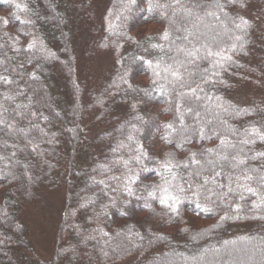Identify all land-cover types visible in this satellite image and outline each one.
Instances as JSON below:
<instances>
[{
	"label": "trees",
	"instance_id": "16d2710c",
	"mask_svg": "<svg viewBox=\"0 0 264 264\" xmlns=\"http://www.w3.org/2000/svg\"><path fill=\"white\" fill-rule=\"evenodd\" d=\"M166 177L205 185L157 223ZM229 263L264 264V0H0V264Z\"/></svg>",
	"mask_w": 264,
	"mask_h": 264
},
{
	"label": "rangeland",
	"instance_id": "374dc122",
	"mask_svg": "<svg viewBox=\"0 0 264 264\" xmlns=\"http://www.w3.org/2000/svg\"><path fill=\"white\" fill-rule=\"evenodd\" d=\"M182 13L181 10H176L175 14L180 15ZM199 17H194L192 18V20H190V25L191 23H194L195 20H199ZM208 22L210 23H216L217 21H222L220 18L217 17V15L213 12V16H210L209 18L206 19ZM151 27H156V25H151ZM204 28V29H203ZM196 29L198 31H203L205 34L208 35L209 39H212L216 34L220 33L219 30H214L215 28H213V30L210 29H206L205 27L202 26H196ZM195 29V30H196ZM106 56L108 57V53H104L101 55V57H103V59H106ZM104 67V63H101V67L100 69ZM238 92H240V94H238L239 96H243V91H241L240 89L238 90ZM215 120H219L220 115H213ZM212 117V118H213ZM173 149L174 146L170 145V146H166L163 145L161 146V152L160 154L164 155V158H162V160L164 162H171L172 161V154H173ZM178 151V150H176ZM179 152V151H178ZM136 167V166H135ZM129 167H125L124 170H122L121 172L118 173V175H116L115 177H117L116 183L114 185L113 188V194H117L118 191L119 192H123V194L127 197V190L130 188L128 186H130V180L128 179V175H127V169ZM149 183H141L139 189L137 190V196L143 200H146L145 203H150L152 201H155L157 203V205H161V207H159L160 211H158L157 214V218H155V221L157 223H160L161 221H163L164 219V214H165V208H170V209H174V207L176 206L177 202L182 198V196L185 195V193L189 190H195L197 192H199L202 187L205 185V183H203L202 185H198L196 182H191V181H182V180H175V178L173 179H164L163 181L157 182L156 187H153L149 190V192H145L146 187L148 186ZM121 185V186H120ZM143 186V187H142ZM119 187L123 188L120 189ZM54 192V191H53ZM49 195L52 198H49V202L54 205V207H49L50 211L54 212L56 211V209L58 208V205L61 202V198L62 196L56 195V193H49ZM124 195H122L120 193V195L122 198L125 197ZM153 196H155V199H153ZM125 197V198H126ZM205 198V197H204ZM208 198V196L206 197V199ZM161 199L166 200V204H161ZM114 200V199H113ZM55 213V212H54ZM48 214V211L45 213ZM53 214V213H51ZM33 216V221H34V228L38 229V236L35 238L34 240V244L35 247L38 250H42L45 249L49 246V237H53L54 236V228L55 225L57 224V220L59 217H57L56 215H52L51 218H44L43 222H41V219L39 218L38 221L34 220V216L36 215H32ZM47 220V221H46ZM152 222H148L147 225H151ZM41 225V227H40ZM109 227V226H107ZM133 237L126 235L125 233L122 232H113V234L111 235V244L116 245L118 247H120L119 245H127L130 243V241L132 240ZM240 249L236 248L234 253V256H241L244 257V253H238ZM246 257L248 258L249 256L246 255ZM229 264H238V263H229Z\"/></svg>",
	"mask_w": 264,
	"mask_h": 264
},
{
	"label": "snow or ice",
	"instance_id": "6c2138e0",
	"mask_svg": "<svg viewBox=\"0 0 264 264\" xmlns=\"http://www.w3.org/2000/svg\"><path fill=\"white\" fill-rule=\"evenodd\" d=\"M17 8H20L21 6L19 4L16 5ZM243 23H247V21H243ZM237 27H240V25H237ZM153 199H155V196H153ZM161 204H166V200L161 199ZM174 210V209H173Z\"/></svg>",
	"mask_w": 264,
	"mask_h": 264
}]
</instances>
